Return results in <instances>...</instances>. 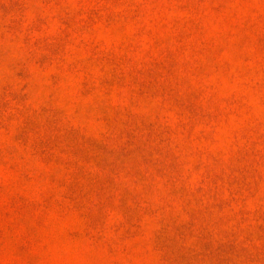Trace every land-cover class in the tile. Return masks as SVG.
<instances>
[{"label": "rangeland", "instance_id": "obj_1", "mask_svg": "<svg viewBox=\"0 0 264 264\" xmlns=\"http://www.w3.org/2000/svg\"><path fill=\"white\" fill-rule=\"evenodd\" d=\"M0 264H264V0H0Z\"/></svg>", "mask_w": 264, "mask_h": 264}]
</instances>
